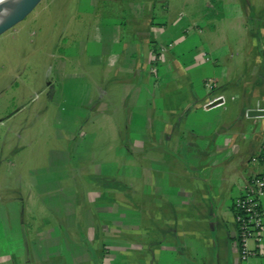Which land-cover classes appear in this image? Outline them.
Here are the masks:
<instances>
[{"label":"crops","instance_id":"1","mask_svg":"<svg viewBox=\"0 0 264 264\" xmlns=\"http://www.w3.org/2000/svg\"><path fill=\"white\" fill-rule=\"evenodd\" d=\"M118 1L123 16L112 20L106 38L114 47L99 49L97 57L117 55L104 71L115 69L112 81L121 85L109 108L126 111L128 125L137 118L135 124L155 130L139 140L141 165L126 170L141 174L138 187H124V205L139 212L119 234L113 222L110 232L123 238L112 246L119 255L114 264H264V220L260 240L249 243L256 252L242 261L233 209L245 182L264 175V0H173L180 7L175 3L167 16L146 0ZM156 24H170L167 31L184 38L160 66L156 110L148 114L154 91L147 58L166 33ZM109 182L98 180V187L108 185L103 196L117 204V184Z\"/></svg>","mask_w":264,"mask_h":264},{"label":"rangeland","instance_id":"2","mask_svg":"<svg viewBox=\"0 0 264 264\" xmlns=\"http://www.w3.org/2000/svg\"><path fill=\"white\" fill-rule=\"evenodd\" d=\"M146 2L166 16L176 3ZM121 7L118 0H40L0 34V264L119 263L112 246L123 238L110 229L116 222L119 234L138 217L139 208L124 205V187H138L141 174L126 170L141 165L139 140L155 130L137 118L128 125L126 111L109 108L121 85L112 81L115 69L105 72L117 55L97 57L113 46L106 38ZM154 26L166 33L147 58L153 91L168 52L184 38L167 31L170 24ZM213 83L205 82L209 90ZM152 94L148 114L156 110ZM98 180L117 184V204L105 200L108 185L99 188Z\"/></svg>","mask_w":264,"mask_h":264},{"label":"built area","instance_id":"3","mask_svg":"<svg viewBox=\"0 0 264 264\" xmlns=\"http://www.w3.org/2000/svg\"><path fill=\"white\" fill-rule=\"evenodd\" d=\"M207 86L210 89L212 87L209 84ZM262 118L264 122V108ZM261 148L264 150V143L261 145ZM251 160L256 161L257 157L253 156ZM263 195L264 175H257L245 182L242 192L233 200L234 219L237 228V245L239 257L242 261H245L256 252L255 249L249 246L250 241L253 238L260 240V232L264 220V209L261 205Z\"/></svg>","mask_w":264,"mask_h":264},{"label":"water","instance_id":"4","mask_svg":"<svg viewBox=\"0 0 264 264\" xmlns=\"http://www.w3.org/2000/svg\"><path fill=\"white\" fill-rule=\"evenodd\" d=\"M40 0H19L6 15L0 19V34L22 20ZM261 114L260 111H257Z\"/></svg>","mask_w":264,"mask_h":264},{"label":"bare ground","instance_id":"5","mask_svg":"<svg viewBox=\"0 0 264 264\" xmlns=\"http://www.w3.org/2000/svg\"><path fill=\"white\" fill-rule=\"evenodd\" d=\"M19 0H0V19L6 15Z\"/></svg>","mask_w":264,"mask_h":264}]
</instances>
